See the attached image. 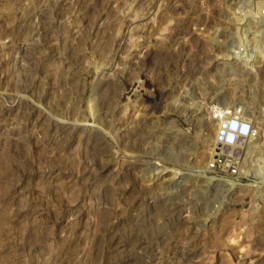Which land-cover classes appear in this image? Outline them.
Listing matches in <instances>:
<instances>
[{
  "label": "rangeland",
  "instance_id": "374dc122",
  "mask_svg": "<svg viewBox=\"0 0 264 264\" xmlns=\"http://www.w3.org/2000/svg\"><path fill=\"white\" fill-rule=\"evenodd\" d=\"M0 264H264V0H0Z\"/></svg>",
  "mask_w": 264,
  "mask_h": 264
},
{
  "label": "built area",
  "instance_id": "2783aa9c",
  "mask_svg": "<svg viewBox=\"0 0 264 264\" xmlns=\"http://www.w3.org/2000/svg\"><path fill=\"white\" fill-rule=\"evenodd\" d=\"M212 118L218 124V137L226 142L228 147H235L243 139L249 138L255 135V129H253L251 119L246 115V109L243 105L218 108L212 114ZM237 122L238 126L236 130H231L230 126L232 122ZM234 133L233 140H227L228 134ZM232 156L227 153L221 152L210 164V168L218 170L220 172H232L237 173L238 167L234 166Z\"/></svg>",
  "mask_w": 264,
  "mask_h": 264
},
{
  "label": "water",
  "instance_id": "95a60500",
  "mask_svg": "<svg viewBox=\"0 0 264 264\" xmlns=\"http://www.w3.org/2000/svg\"><path fill=\"white\" fill-rule=\"evenodd\" d=\"M237 126H238V124H237V122H232V124H231V126H230V129L231 130H236L237 129ZM234 133H232V132H230L229 134H228V136H227V140H233L234 139Z\"/></svg>",
  "mask_w": 264,
  "mask_h": 264
}]
</instances>
